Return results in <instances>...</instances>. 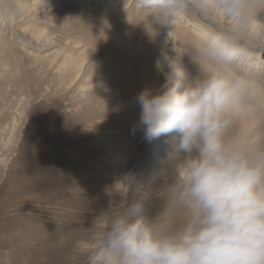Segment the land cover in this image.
<instances>
[{
    "label": "rangeland",
    "instance_id": "374dc122",
    "mask_svg": "<svg viewBox=\"0 0 264 264\" xmlns=\"http://www.w3.org/2000/svg\"><path fill=\"white\" fill-rule=\"evenodd\" d=\"M99 1L86 8L0 0V264H89L90 225L109 198L115 207L146 196L148 215L166 232L187 222L172 187L176 158L167 160L169 146L163 138L147 142L142 131L133 135L138 121L118 122L123 77L130 72L119 51L123 19L108 10L127 0ZM136 2L125 14L141 32L145 12ZM188 19L203 23L199 15ZM255 23L264 36V16ZM248 41L257 46L256 39ZM255 53L264 59V50ZM243 112L235 114L230 134L264 140V104Z\"/></svg>",
    "mask_w": 264,
    "mask_h": 264
},
{
    "label": "clouds",
    "instance_id": "9594fccd",
    "mask_svg": "<svg viewBox=\"0 0 264 264\" xmlns=\"http://www.w3.org/2000/svg\"><path fill=\"white\" fill-rule=\"evenodd\" d=\"M137 4L147 14L149 36L167 31L155 61L164 82L135 97L140 112L131 132L169 146L176 157L172 187L188 219L179 231L166 232L148 215L146 196L114 207V186L108 188V204L90 225L89 264H264V140L230 134L238 111L264 104V60L248 41L264 16V0ZM206 12L222 17L225 27L202 29L194 51L178 47L175 25ZM189 54L202 75L185 71L182 58Z\"/></svg>",
    "mask_w": 264,
    "mask_h": 264
},
{
    "label": "bare ground",
    "instance_id": "6f19581e",
    "mask_svg": "<svg viewBox=\"0 0 264 264\" xmlns=\"http://www.w3.org/2000/svg\"><path fill=\"white\" fill-rule=\"evenodd\" d=\"M58 4H72L76 5L77 7H86L91 5H95L96 3H101L99 0H57ZM112 1V0H111ZM136 0H127L125 6H123L120 9H115L114 10H108L109 14L115 12L116 20H122V25L121 28H125V30L117 32V34H121L123 36H120L119 40L121 41V46H120V56H123V59L125 60L126 66V73L130 72L127 77H123L125 80L124 87L121 91V102L119 105V116L121 121H118L119 123L124 122L125 124L127 123L128 125L134 124L135 122L138 121L139 119V112L140 108L136 104L135 97L137 96L138 93H140L142 90H144L146 87L152 88V89H158L159 86L161 85L160 82V72L157 71L155 67V61L158 55L160 54L161 48L163 46V37L164 34L166 33L165 30H161V34L159 37L156 38V41L153 42V40L150 38L151 36L148 35L144 28V24L147 23V14L144 13L143 16V22H142V31H134L131 29V26L129 25L132 23L134 20L132 17L126 15V7L129 5L132 6L135 3ZM102 4V3H101ZM137 4V2H136ZM10 5V4H9ZM68 6V5H67ZM115 6V5H114ZM137 6V7H136ZM135 7L138 11L140 8L139 5L137 4ZM61 7V6H60ZM70 7V6H69ZM72 7V6H71ZM108 7V6H107ZM105 8V7H104ZM132 8V7H131ZM32 9V8H31ZM108 9V8H107ZM99 10V9H98ZM60 11V10H59ZM70 11V10H69ZM141 12V10L139 11ZM59 14V13H57ZM107 14V13H106ZM107 14V15H109ZM30 15V14H29ZM52 15V14H51ZM54 15V14H53ZM126 15V17H124ZM27 16V14H26ZM110 16V15H109ZM112 16V15H111ZM213 16V15H211ZM209 15V12L205 13V16L203 18V23L209 24V26L213 27H218L223 29L225 27V21L224 19H221L217 21V18H212ZM36 17V16H35ZM63 17V16H62ZM66 17V16H65ZM201 17V16H200ZM2 18V17H1ZM99 18V17H98ZM55 19V18H54ZM62 19V18H61ZM112 19V20H113ZM140 19V18H139ZM7 20V19H6ZM23 20V19H22ZM137 20V19H136ZM20 21V20H19ZM98 21V20H97ZM139 21V20H138ZM21 22V21H20ZM29 22V21H28ZM95 22V21H93ZM119 22V21H118ZM116 22V25L118 24ZM27 23V22H26ZM99 23V22H98ZM101 23V22H100ZM99 23V24H100ZM201 23L199 25L191 24L190 20L188 17L183 21L175 25V29L177 31L175 32V38L176 40L174 43L177 44L178 47H183V48H189L190 51H194V48L192 47L193 45L198 43V35L202 29H205L203 26L204 24ZM115 24V23H114ZM113 24V25H114ZM139 24V23H137ZM41 25V24H40ZM33 26V25H32ZM39 26V25H38ZM206 26V25H205ZM28 28V27H27ZM30 28V26H29ZM207 28V27H206ZM32 29V28H31ZM28 30V29H26ZM116 31V29H114ZM261 26L254 23L250 29L252 35L249 37L256 39L257 40V46L252 47L255 51L258 50H264V36L261 35ZM1 31V30H0ZM41 31V29H40ZM31 32V31H30ZM140 34H138V33ZM40 33V32H39ZM43 33V32H42ZM179 33V34H178ZM116 34V35H117ZM45 35V34H44ZM36 36V35H35ZM37 37V36H36ZM118 37V36H117ZM123 37V38H122ZM174 38V39H175ZM145 41H148L146 43ZM2 42V41H1ZM74 42V40H73ZM82 42V41H81ZM89 44V43H88ZM103 44V43H102ZM77 45V44H76ZM173 45V44H172ZM171 42L168 44V49L170 50L172 48ZM88 46V45H87ZM105 47V46H104ZM90 48V47H89ZM58 50V49H57ZM99 50V49H98ZM97 50V51H98ZM96 51V50H95ZM260 52V51H259ZM91 53V52H89ZM173 56H177L176 53H171ZM84 55V54H83ZM88 55V54H87ZM181 58H178V60ZM264 60V59H262ZM70 63V62H69ZM120 63V62H119ZM182 63L185 71L190 73L193 77L200 76L202 75L201 69L199 66L195 63L192 62L191 60V54L186 55L182 58ZM67 65V64H66ZM94 65V64H93ZM123 65V64H122ZM120 64V66H122ZM80 66V65H79ZM98 67V66H97ZM104 67V66H103ZM128 67V68H127ZM118 68V67H117ZM122 68V67H120ZM91 69V68H90ZM124 69V68H123ZM96 70V69H95ZM98 70V69H97ZM118 70V69H114ZM113 70V71H114ZM210 71H215L217 69L209 67ZM121 70H118V72ZM167 71V69H166ZM112 72V71H111ZM117 72V71H116ZM96 73V72H95ZM108 73V72H107ZM104 74V73H103ZM128 74V73H127ZM79 75V74H78ZM78 75H76L78 77ZM105 75V74H104ZM109 76V74H108ZM76 78V77H75ZM78 79V78H77ZM104 80V79H102ZM163 80V79H162ZM109 81V80H108ZM112 81V80H110ZM99 82V81H98ZM111 83V82H110ZM73 84V83H72ZM97 84V83H96ZM105 84V83H103ZM71 86V85H70ZM90 89V88H89ZM86 90V89H85ZM258 110V109H257ZM237 113L244 114L243 109L238 111ZM247 113V112H246ZM249 115V114H248ZM260 115V114H259ZM108 116V115H107ZM112 116V115H111ZM109 117V116H108ZM123 120V121H122ZM103 123V122H102ZM107 124V123H106ZM123 124V123H122ZM82 126V125H81ZM87 126V125H86ZM85 126V127H86ZM96 126V125H95ZM112 128H115L117 124L111 123ZM98 127V126H97ZM132 128V127H131ZM97 129V128H96ZM95 131V130H94ZM98 131H101V125L98 128ZM97 132V131H96ZM247 134V131H245ZM100 135V134H99ZM143 135V134H142ZM101 136V135H100ZM247 138V136H246ZM121 143V142H120ZM158 147V146H157ZM168 146H165V149H167ZM157 149V148H156ZM159 149V148H158ZM161 149V148H160ZM162 150V149H161ZM120 151V150H119ZM121 152V151H120ZM124 152V151H123ZM158 152V151H157ZM159 153V152H158ZM162 156H158L156 153V158H158V161H161L163 159V153L160 152ZM168 154L167 160L176 158L171 152L166 153ZM126 156V155H125ZM162 157V159H161ZM151 159V158H150ZM175 160V159H174ZM149 161V160H148ZM161 167V166H159ZM128 177V176H127Z\"/></svg>",
    "mask_w": 264,
    "mask_h": 264
}]
</instances>
